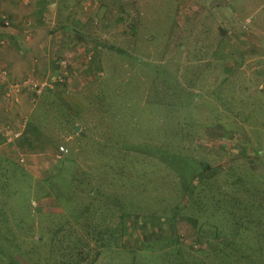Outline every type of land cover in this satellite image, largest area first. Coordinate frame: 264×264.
I'll return each mask as SVG.
<instances>
[{"label": "rangeland", "instance_id": "rangeland-1", "mask_svg": "<svg viewBox=\"0 0 264 264\" xmlns=\"http://www.w3.org/2000/svg\"><path fill=\"white\" fill-rule=\"evenodd\" d=\"M90 6L73 38L88 46L80 114L44 94L53 141L0 152V264H264V0ZM59 146L94 174L91 194L45 183Z\"/></svg>", "mask_w": 264, "mask_h": 264}, {"label": "crops", "instance_id": "crops-1", "mask_svg": "<svg viewBox=\"0 0 264 264\" xmlns=\"http://www.w3.org/2000/svg\"><path fill=\"white\" fill-rule=\"evenodd\" d=\"M90 2L91 0H0V17L9 21L8 26L0 23V43L3 42L0 44V67L8 72L5 85L27 78L46 79L53 74L58 60L64 58L70 64V89L66 86L57 91H47L44 96L59 94L69 113L73 116L78 113L80 107L73 87L82 77L87 76L89 57L86 55L88 46L73 38L85 31L88 19H91ZM226 48L243 50L236 44ZM36 106L37 103L34 105L31 102V94L28 92L21 95L20 104H14L6 98L5 88L0 89V128L11 125L17 130L23 118L30 120L23 137L14 145L17 150L23 146L28 149L31 141H52L42 132L44 129L39 124V118L37 119ZM59 119L61 123L62 118ZM10 149L13 147L4 144L0 136L1 154L8 157Z\"/></svg>", "mask_w": 264, "mask_h": 264}, {"label": "built area", "instance_id": "built-area-1", "mask_svg": "<svg viewBox=\"0 0 264 264\" xmlns=\"http://www.w3.org/2000/svg\"><path fill=\"white\" fill-rule=\"evenodd\" d=\"M0 23H3L5 26L9 25V21L3 17H0ZM0 44H3V42ZM7 75V70L3 67H0V89L5 88L6 98L11 100L14 104H20L21 95L25 92H28L31 94V102L35 104L46 91H55L58 88H63L68 84L69 63L64 58L59 59L53 74L43 80L27 78L21 82L5 85V79ZM260 89L264 90V85H262ZM27 126V119L23 118L21 120L20 127L17 130H14L11 125H6L0 128V136L3 138L4 144L15 145L16 142L23 137ZM67 153L68 149L66 147L59 146L55 153L56 160H62ZM24 161L25 157H21L20 162ZM34 206H36L35 203Z\"/></svg>", "mask_w": 264, "mask_h": 264}, {"label": "trees", "instance_id": "trees-1", "mask_svg": "<svg viewBox=\"0 0 264 264\" xmlns=\"http://www.w3.org/2000/svg\"><path fill=\"white\" fill-rule=\"evenodd\" d=\"M81 109L82 108L80 107V111H81ZM79 114H80V112L76 113L75 115L78 116ZM75 128H77V125L74 127V129ZM74 133H76L75 130H74ZM11 147H13V149H10V153L12 155H14L13 152L14 151L16 152L17 149H15L16 147H14V145H11ZM58 148L59 147H56V151L58 150ZM16 157H17V161L20 163V165L24 166V168H26V166L28 165L26 163L27 160H31V159H28L26 157L27 159H25L24 162H20V158L22 156H20L18 154V156H16ZM76 159L74 157H69V150H68V153L64 156V158L62 160L57 161L56 162V165L53 166L49 171H47L48 174H47V177H46L47 179H45V183L48 184V185H51L53 187H57L58 189L61 190V192L66 191L65 193L69 197H70V193L67 191L68 189L78 188V187H81L82 185H85L88 189H90V194H91L92 191H94L95 187L98 186V185H95V184L92 183V178H93L94 174L91 173L90 171H84L83 173H81V175L79 177H77V175H75L73 173V172H75L74 170H75V167L76 166H74V164L76 165ZM28 168H30V166H28ZM71 170H73V172ZM123 172L124 171H122L121 174ZM125 175L129 176L128 172H126ZM107 177H108V175L106 176V178ZM203 178H204V176L201 177V179H203ZM197 184H198V180H196V181L195 180H192V181L189 182L188 187H187V191H188V196L189 197L187 198V200L184 199V201H182L178 205L179 210H182L187 205V203L192 202V196L196 193V189L198 188L197 186H199ZM73 185H75V186H73ZM235 214L240 215V219H244V217L242 216V214H239V213H235ZM257 214H259L258 215V219L259 218H262L264 220V212H262L261 210H257ZM125 216H127V215H122L121 218H123V220H125ZM246 216H250L251 218L253 217V216H251V210H250V215L247 214ZM238 221H239V219H237L236 224L233 225V226L236 227L237 229L241 230L243 228V224H240ZM120 225L122 226V231H124L125 229L123 227V224L121 223ZM233 232L234 233H238L240 231L234 230ZM214 234H215L214 235L215 236L214 238L220 239L219 245L222 244L219 250L224 251L227 246L228 247H231L232 246L231 239L226 234V232L221 231L219 233L215 232ZM236 236H238V234L235 235V237Z\"/></svg>", "mask_w": 264, "mask_h": 264}]
</instances>
